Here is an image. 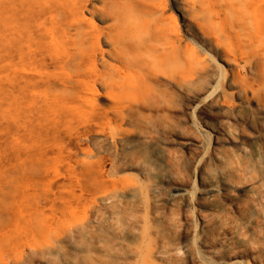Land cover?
Returning <instances> with one entry per match:
<instances>
[{"label": "bare ground", "instance_id": "1", "mask_svg": "<svg viewBox=\"0 0 264 264\" xmlns=\"http://www.w3.org/2000/svg\"><path fill=\"white\" fill-rule=\"evenodd\" d=\"M2 39L13 61L15 131L0 141V264H19L28 251L60 264L55 255L63 245L86 256L81 264H113L106 256L116 252V239L123 247V237L126 245L142 238L132 212L136 184L108 173L103 146L84 143L104 136L120 149L122 166L124 153L129 169L158 185L171 180L170 171L149 166L158 144L148 143L143 128L166 122L176 99L187 100L207 68L206 46L230 66L232 92L215 86L205 98L223 107L229 95L251 90L264 107V0H0ZM126 122L137 124L136 148L123 142ZM263 145L258 134L243 150L260 166ZM171 189L174 195L152 193L154 206L190 196L179 184ZM249 190L260 194L256 185ZM205 192L216 197L218 190L208 183ZM207 207L217 210L213 202ZM160 225L152 233L163 232ZM175 249L161 247L151 257L163 260ZM131 254L146 264L137 246Z\"/></svg>", "mask_w": 264, "mask_h": 264}, {"label": "rangeland", "instance_id": "2", "mask_svg": "<svg viewBox=\"0 0 264 264\" xmlns=\"http://www.w3.org/2000/svg\"><path fill=\"white\" fill-rule=\"evenodd\" d=\"M172 14L174 24L182 27V19L175 12ZM2 42L0 141L15 131V116L11 113L14 106L13 61L7 47L8 40L2 39ZM197 49L204 47L199 44ZM205 51L207 54L201 56L206 58L207 68L201 78L190 85L185 103L177 98L166 122L154 119L147 128H143L148 143L154 141L158 144L149 166L154 173L156 169L170 171L171 180L158 185L151 174L142 175L129 169L124 153L122 166L120 149L106 145L104 136H93L84 143L90 149L95 143L103 146L108 173L135 183L139 194L132 212L141 221L140 230L143 226L142 238L126 245L123 237V247L118 246L116 239V252L106 256L113 264H140L138 258L131 254L133 246L143 251L146 264H264V157L259 159L260 166L243 152L252 146L256 135L264 138V107L257 103L251 90L239 96L229 95L223 107L215 96L206 99L215 86L228 93L232 90L225 83V73L230 66L221 60V52L210 45ZM243 72L252 77V69L247 67ZM203 77L209 82H202ZM100 102L105 104L106 98H101ZM136 130L134 122L123 124V142L131 140L134 148L139 144L132 136ZM208 183L217 188L216 197L205 192ZM174 184L181 185L190 196L177 203L154 206L151 194L169 192L174 195L176 191L171 189ZM251 185L257 186L259 196L249 190ZM210 202L217 205L215 212L208 211ZM92 206L93 202L88 203L87 211ZM155 223L161 224L163 232L152 233ZM88 230L86 227L83 233ZM169 246L176 249L168 258L152 259L153 251L161 247L168 249ZM60 255H55L60 264H67L70 260L81 264L86 259L85 255L67 245H63ZM44 259L28 251L19 264H45Z\"/></svg>", "mask_w": 264, "mask_h": 264}]
</instances>
